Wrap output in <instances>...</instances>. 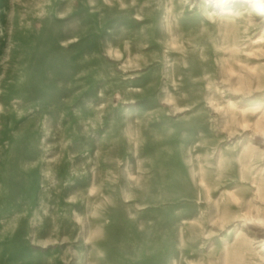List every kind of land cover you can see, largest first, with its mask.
I'll return each instance as SVG.
<instances>
[{
	"label": "rangeland",
	"instance_id": "1",
	"mask_svg": "<svg viewBox=\"0 0 264 264\" xmlns=\"http://www.w3.org/2000/svg\"><path fill=\"white\" fill-rule=\"evenodd\" d=\"M0 264H264V0H0Z\"/></svg>",
	"mask_w": 264,
	"mask_h": 264
}]
</instances>
